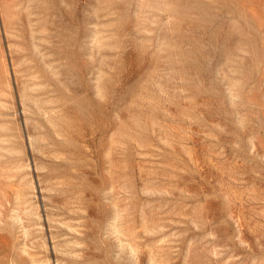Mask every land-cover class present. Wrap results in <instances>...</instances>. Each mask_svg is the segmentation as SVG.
Masks as SVG:
<instances>
[{"label":"rangeland","instance_id":"rangeland-1","mask_svg":"<svg viewBox=\"0 0 264 264\" xmlns=\"http://www.w3.org/2000/svg\"><path fill=\"white\" fill-rule=\"evenodd\" d=\"M0 264H264V0H0Z\"/></svg>","mask_w":264,"mask_h":264}]
</instances>
